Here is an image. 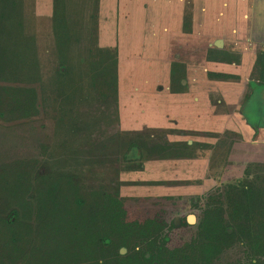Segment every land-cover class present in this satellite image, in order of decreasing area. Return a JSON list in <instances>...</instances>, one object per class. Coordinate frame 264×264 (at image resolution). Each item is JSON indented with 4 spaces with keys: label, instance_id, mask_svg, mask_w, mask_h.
<instances>
[{
    "label": "rangeland",
    "instance_id": "374dc122",
    "mask_svg": "<svg viewBox=\"0 0 264 264\" xmlns=\"http://www.w3.org/2000/svg\"><path fill=\"white\" fill-rule=\"evenodd\" d=\"M17 2L22 5V17L13 13L8 30L14 32L15 21H23L38 71L0 79V177L5 178L13 169L25 173L18 195L0 186V264H60L77 253L82 258L79 264L93 262L96 244L100 249L95 258L105 260L121 247L124 252L134 251L149 238L146 231L138 236L126 233L136 222L145 229L150 223L155 235L149 240L157 245L168 236L164 228L176 216L175 209L184 206V213L192 215L188 212L191 199L204 188L230 190L218 193L225 196L220 200L216 195V201L238 210L246 204L241 195L243 186L250 184L257 201L249 204L264 206V179L254 176L217 179L209 186L203 180L176 181L179 186L196 188V193L185 195L179 190L161 195L166 188L153 195L144 190L124 194L123 189L141 185L137 173L143 172L149 160L193 158L203 152L183 147L186 141L168 143L160 129L131 132L119 127V69L113 61L114 50L99 42V0ZM57 20L65 31L67 28L70 38L64 39V49L59 48ZM58 28L62 34L61 26ZM10 99L14 104H8ZM18 100L21 104H16ZM131 139L139 146L131 149ZM249 171L264 174V165L258 169L250 166ZM145 176L142 173L141 178ZM146 177L149 187L171 185ZM102 194L125 204V213L120 216L113 211L116 215L111 216L106 205H100ZM75 196L98 202L93 231L92 226L77 227V220L70 221L67 213L63 214L66 209H77L74 205L64 209L59 201L53 207L50 202L43 206L48 197L60 200ZM102 236L110 243L102 241ZM93 241L97 243L92 245Z\"/></svg>",
    "mask_w": 264,
    "mask_h": 264
},
{
    "label": "crops",
    "instance_id": "0c3cea01",
    "mask_svg": "<svg viewBox=\"0 0 264 264\" xmlns=\"http://www.w3.org/2000/svg\"><path fill=\"white\" fill-rule=\"evenodd\" d=\"M99 42L118 52L119 127L203 152L149 160L142 173L171 185L149 187L139 172L124 194L264 179L249 171L264 165V0H99Z\"/></svg>",
    "mask_w": 264,
    "mask_h": 264
},
{
    "label": "flooded vegetation",
    "instance_id": "af4514ba",
    "mask_svg": "<svg viewBox=\"0 0 264 264\" xmlns=\"http://www.w3.org/2000/svg\"><path fill=\"white\" fill-rule=\"evenodd\" d=\"M223 191L230 190L204 188L202 193L194 194L188 208V212L192 215L184 213V206L175 209L176 216L168 220L169 228L167 226L164 228H167L169 234L161 239L162 243L156 245L151 242L152 239L149 240L155 235V230L151 231L149 228L150 223L146 224L145 229V226L136 222L128 226L126 233L145 235L146 231L149 238H145L142 244H137L134 251L124 252V248L121 247L120 252L108 259L100 260L95 258L97 257L95 253L100 248L96 247L97 241H93L92 245H96L92 258L95 260L81 264H264V215H261L264 213V206L249 204L250 201H257L252 193L253 190L249 188L243 189L241 194L246 201L244 207H238L237 210L227 205L223 206L216 201L217 196L220 200L225 196L218 194ZM245 191L248 196L245 195ZM237 195L235 194L233 199ZM122 207L126 209L125 204ZM85 208H87L86 205ZM93 208L92 231L97 219V206ZM92 233L95 234V232ZM104 242L108 243L109 240ZM168 242L169 245L166 246ZM167 258L171 261L170 263H167ZM81 260V256L77 253L70 260L66 262L62 260L59 263L76 264L77 262L79 264Z\"/></svg>",
    "mask_w": 264,
    "mask_h": 264
},
{
    "label": "trees",
    "instance_id": "16d2710c",
    "mask_svg": "<svg viewBox=\"0 0 264 264\" xmlns=\"http://www.w3.org/2000/svg\"><path fill=\"white\" fill-rule=\"evenodd\" d=\"M22 10H23L22 5L21 3L17 2V0H0V79L1 80H9L11 78H17L23 74H27L29 71H34V75H35V72L37 73L38 71L37 58L33 56L31 46L29 45L28 37H26L25 33L23 32V26H24L23 21L22 22L21 20L15 21L16 24L14 26L16 27H12L14 32H10L8 30L9 28H11L9 27L8 22L9 23L11 22L10 20H12L13 13L18 12V14H20V16L22 17V13H23ZM62 25L63 23H61L60 20L59 21L57 20L55 22L56 31L58 30L57 37L59 40L60 49H64L66 47L63 41L70 40L67 28L65 31ZM59 26H61L62 34L59 32L60 29L58 28ZM112 50H114L113 61L117 63V51L116 49H112ZM19 103L20 100L16 102V104ZM8 104H14L13 100L10 99L8 101ZM129 145L130 148L131 147L136 148L137 146H139V144L133 141L132 139ZM24 177H25L24 172L17 171L16 169L9 170L6 172L5 178L0 177V186L6 192L8 191V193L10 194L12 193L17 194V191H19L17 189L18 188L21 189V187L24 186V184L22 183L23 182L22 178ZM255 178L260 180L263 179L261 175H257ZM249 185L250 184L244 185L243 186L244 190L250 188ZM235 186L232 185L231 187L235 188ZM244 193L246 196H248L247 191H245ZM105 195L106 194H102V197H100L99 200L100 205H104V206L106 205L105 207L107 211L108 210L110 211L111 216L116 215L113 211H116L120 216H122L125 212L122 209V204L120 203V201L115 200L113 202L110 200L108 196ZM15 198L19 199L20 196H17ZM59 201H61L62 203L60 207L64 209H66V207L70 205H74L77 208V209H72L73 211L66 209L63 212V214L65 212L67 213L66 215L67 217H69L70 221L71 218L78 221L76 226H79L81 224L80 226H83L86 229L91 226L93 219L92 213L94 212L93 206L98 205V202H96V200L90 203L86 201L84 198L79 196H75L74 198L63 197L60 200H58L57 198L48 197L46 198V200L43 201V206L45 205V203L50 202L51 206L53 207L54 204L55 203L57 204V202ZM85 205L87 206L88 209L85 208ZM51 212L53 213V210ZM11 215L12 218H15L16 212L13 211ZM246 217L248 216L246 215ZM101 240L106 241L107 240L106 236H102Z\"/></svg>",
    "mask_w": 264,
    "mask_h": 264
}]
</instances>
